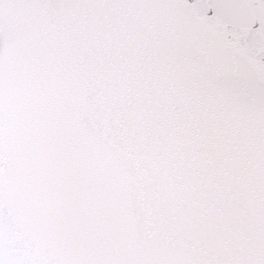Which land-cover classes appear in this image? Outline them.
<instances>
[{
	"label": "snow or ice",
	"instance_id": "obj_1",
	"mask_svg": "<svg viewBox=\"0 0 264 264\" xmlns=\"http://www.w3.org/2000/svg\"><path fill=\"white\" fill-rule=\"evenodd\" d=\"M0 264H264V0H0Z\"/></svg>",
	"mask_w": 264,
	"mask_h": 264
}]
</instances>
